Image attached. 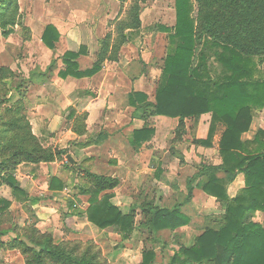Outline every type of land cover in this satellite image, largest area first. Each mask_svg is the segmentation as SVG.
<instances>
[{
    "label": "rangeland",
    "instance_id": "374dc122",
    "mask_svg": "<svg viewBox=\"0 0 264 264\" xmlns=\"http://www.w3.org/2000/svg\"><path fill=\"white\" fill-rule=\"evenodd\" d=\"M18 6L14 32L8 36L0 35V66L5 69L3 77H0V114L9 108L20 107L41 143L53 150L68 144L66 150L74 163L67 155H58L52 162H23L18 165L13 174L27 196L17 198L8 183H0V199L10 201L5 214L0 213V229H14L23 235L27 227L34 226L53 235L57 244L67 250L77 249V252L93 242L107 264H139L144 251L149 249L156 252L153 264H171L173 253L180 246L193 244L207 227L221 225L225 208L216 197L198 188L194 190L193 197H189L191 178L199 173L201 166L222 161L219 146L214 147V139L217 134L218 138L221 137L223 127L216 131L211 146L201 144L212 148L208 151L210 154H204L197 149L190 150L193 139L203 135L200 131L202 116L197 121H187L182 140L175 141L178 120L150 116L148 112L144 120L141 118L142 110L130 104L129 94L141 90L153 102L163 82V65L170 38L169 33L161 28L175 25V0H18ZM134 6L139 9L140 27L126 30L129 41L119 48L117 43L118 52L110 49L107 58L101 61L100 70L101 75L105 73L120 81L125 93V98L120 101L127 115L125 118L140 119L144 122L141 128L154 129L152 136L141 144L133 141L134 131L140 128L123 133L128 137L124 141L126 154L140 153L138 162L131 160L123 164L120 158H114L105 149L92 147L88 142L100 133L95 117L101 112L96 111L91 132L80 142H68L64 121L73 117L70 114L74 112L69 113L72 107L64 110V125L60 129L40 133L39 125L47 113V106L57 103L62 90L73 94H96L88 86V80L72 84L59 75L66 67L64 54L82 50L78 58L80 69L92 68L98 61L103 40H117L122 33L118 27L130 16ZM48 25H55L60 33L54 49L42 39ZM256 62L259 65L256 75L264 79V62L259 58ZM89 77L92 76L79 79ZM100 89L102 87L95 88L97 91ZM263 110H258L259 117H255L252 124L255 133L264 123ZM101 116L103 121L108 120L109 109H103ZM101 127L103 132H108L107 127ZM180 157H183V162H180ZM84 169L98 174H118L120 183L110 191L112 201L125 212L136 210L134 229L128 238L113 227L100 228L89 220L90 195L82 194L78 187L89 185L83 176ZM53 178L64 187L51 189ZM196 183L194 181L193 185ZM244 186L245 174L240 172L234 181L227 184L229 196L235 197ZM150 202L161 207L179 208L190 217V222L176 230L164 229L153 233L145 224L142 212V205ZM51 215L55 216L49 219ZM254 220L264 226V210L255 212ZM14 236L12 232L4 237L6 246L0 248V264H26V255L11 245Z\"/></svg>",
    "mask_w": 264,
    "mask_h": 264
},
{
    "label": "trees",
    "instance_id": "16d2710c",
    "mask_svg": "<svg viewBox=\"0 0 264 264\" xmlns=\"http://www.w3.org/2000/svg\"><path fill=\"white\" fill-rule=\"evenodd\" d=\"M18 7V0H0V35L14 32ZM175 7V25L161 28L169 33L170 45L163 65V82L155 100L151 102L144 91H135L129 94L130 104L142 110L144 120L147 112L150 116L178 118L175 141L182 140L187 121H197L211 113L208 136L194 138L193 143L211 146L222 126L219 141L222 161L201 166L199 173L191 178L189 197L198 188L216 197L225 208L221 225L207 227L193 244L180 246L173 253L171 264H264V226L254 220L255 212L264 210V127L252 138H244L257 111L264 108V79L256 75L259 67L256 58L264 62V0H175ZM129 14L118 27L122 33L117 40H103L98 61L92 68L80 69L78 58L82 50L67 51L63 57L66 67L59 75L82 78L100 72L108 51L118 52L117 47L129 41L126 30L140 27L138 7L134 6ZM42 39L54 49L60 39L59 30L48 25ZM4 70L0 66L1 78ZM87 115L80 114L70 123L80 135L87 132ZM0 125V183H8L17 198H21L27 193L13 174L18 165L52 162L68 152L45 147L20 107L0 114ZM153 132L147 126L136 129L133 141L141 144ZM183 160L180 157V162ZM240 172L245 174V186L235 197H230L227 184ZM83 176L89 185L78 187L82 194L90 195L89 220L100 228L113 227L128 238L134 229L136 210L125 212L112 201L110 191L120 180L89 169H84ZM62 187L53 178L50 188ZM9 206V200L0 199L1 214ZM142 212L145 224L153 233L176 230L190 222L181 209L151 202L142 205ZM12 232L15 236L11 245L26 255V264H107L93 242L81 252L67 250L54 241L53 235L34 226L27 227L23 235L14 229H0V248L6 246L4 237ZM155 257L154 249L146 250L139 264H153Z\"/></svg>",
    "mask_w": 264,
    "mask_h": 264
},
{
    "label": "crops",
    "instance_id": "0c3cea01",
    "mask_svg": "<svg viewBox=\"0 0 264 264\" xmlns=\"http://www.w3.org/2000/svg\"><path fill=\"white\" fill-rule=\"evenodd\" d=\"M105 73H103V75H101V73L99 72L98 74L89 77V78H83V79H79V78H74V77H68L66 79H64L65 82L68 83H75V82H80L81 80H88L89 87H92L94 91H96V94H89L87 92H85L84 94H73L70 91H67L66 89L62 90L57 97V100L55 104H50L47 106V113H45L44 118H43V122L42 124L39 125V130L40 133L42 132H54L58 129H60L62 127V124L64 125V123L66 122V130H67V137H68V142L71 141H76V142H80L83 140V138H85L88 134V132H91L92 130V120L95 114H97L96 111L101 112L102 110L105 108L109 109V114L110 116L108 117L109 119L103 121V119L101 118V113L100 115L95 119L97 120L99 125V135L97 136V138L93 139L92 141H88L90 142V145L92 147H98L101 148L102 150L105 149L107 151V154L110 153L112 154V156L114 158H120V163H129V161H133V162H138L139 161V156L140 153H133V154H126L125 152V148H126V144L124 143V141L126 139H128V137H125L123 135V133L127 132L128 130H133L135 128H141L144 124V122L142 123V120L137 119V118H125V110L122 108L121 106V100H123L125 98V93L122 92V88L120 85V81H117L115 78L110 77V75H104ZM124 84H127V82H124ZM97 86L102 87V89L100 90H95V88H97ZM87 87V88H89ZM142 91V90H141ZM73 94V95H72ZM121 101V102H120ZM72 107L70 110L69 108ZM69 109V113H71L73 115V117L71 116V120H66L63 123V112L65 109ZM128 108V107H127ZM74 109V110H73ZM81 109V111H80ZM129 110V109H127ZM126 110V112H127ZM264 111V110H263ZM87 113V118H86V129L87 132L86 134L80 135L78 133H76L70 126V123L73 124L75 118L83 113ZM68 113V114H69ZM67 114V115H68ZM257 116L255 117H259V111H257ZM127 116V115H126ZM160 118H165V119H169V120H178L177 118H171L168 116H157ZM143 119V118H142ZM255 121V120H254ZM41 122V121H40ZM95 122V121H94ZM210 122H211V114H204L202 115V118L200 120V128L203 132L202 136H198L197 138H206L207 134L209 132L210 129ZM32 124V123H31ZM104 125V128H108V132L107 131H102V127ZM260 127H264V123L259 125ZM257 128V127H256ZM254 128V129H256ZM205 129L206 130V134H205ZM105 130V129H104ZM34 133L36 134L35 130ZM110 133V134H109ZM255 133V131L250 130V132H246L244 135V138H252L253 134ZM37 135V134H36ZM130 135V134H129ZM221 135V134H220ZM219 139L220 136L218 138V134L215 136L214 139V147L219 146ZM128 141V140H127ZM69 146L68 144H66L64 147H62L61 149H68ZM122 147V148H120ZM122 149V150H121ZM198 150L200 152H204V154H210L208 151L212 150V148H207V147H203L201 145H195L193 143H191V148L190 150ZM109 154V155H110ZM215 154V153H214ZM69 154H67L68 156ZM188 161V160H187ZM104 175H108V174H104ZM118 174H110L109 176H113V177H117L119 179V176H116ZM241 177V176H239ZM120 180V179H119ZM77 206V205H76ZM75 211V210H74ZM73 212V211H72ZM76 213V211L74 212ZM55 215H51L49 217L50 218H54Z\"/></svg>",
    "mask_w": 264,
    "mask_h": 264
},
{
    "label": "water",
    "instance_id": "95a60500",
    "mask_svg": "<svg viewBox=\"0 0 264 264\" xmlns=\"http://www.w3.org/2000/svg\"><path fill=\"white\" fill-rule=\"evenodd\" d=\"M68 158L70 159V161H71L72 163H74V159L72 158V156L68 155Z\"/></svg>",
    "mask_w": 264,
    "mask_h": 264
}]
</instances>
